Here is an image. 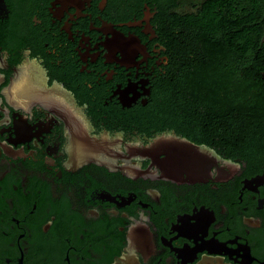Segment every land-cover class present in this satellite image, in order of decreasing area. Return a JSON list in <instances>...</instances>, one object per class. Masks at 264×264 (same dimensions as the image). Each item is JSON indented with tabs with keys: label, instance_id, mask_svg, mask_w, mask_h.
<instances>
[{
	"label": "flooded vegetation",
	"instance_id": "obj_1",
	"mask_svg": "<svg viewBox=\"0 0 264 264\" xmlns=\"http://www.w3.org/2000/svg\"><path fill=\"white\" fill-rule=\"evenodd\" d=\"M181 6L0 0V264H264V162L177 182L138 151L189 139L156 116Z\"/></svg>",
	"mask_w": 264,
	"mask_h": 264
},
{
	"label": "trees",
	"instance_id": "obj_2",
	"mask_svg": "<svg viewBox=\"0 0 264 264\" xmlns=\"http://www.w3.org/2000/svg\"><path fill=\"white\" fill-rule=\"evenodd\" d=\"M185 1L161 0V9ZM171 19L181 70L156 116L194 142L263 163L264 0H202Z\"/></svg>",
	"mask_w": 264,
	"mask_h": 264
},
{
	"label": "water",
	"instance_id": "obj_3",
	"mask_svg": "<svg viewBox=\"0 0 264 264\" xmlns=\"http://www.w3.org/2000/svg\"><path fill=\"white\" fill-rule=\"evenodd\" d=\"M138 151L154 160L162 177L177 182L206 181L212 177V167L219 162V155L211 146L174 132L159 135Z\"/></svg>",
	"mask_w": 264,
	"mask_h": 264
},
{
	"label": "rangeland",
	"instance_id": "obj_4",
	"mask_svg": "<svg viewBox=\"0 0 264 264\" xmlns=\"http://www.w3.org/2000/svg\"><path fill=\"white\" fill-rule=\"evenodd\" d=\"M202 0H189L183 2L181 6V11L182 12H190L194 11L197 8V5L201 2Z\"/></svg>",
	"mask_w": 264,
	"mask_h": 264
}]
</instances>
